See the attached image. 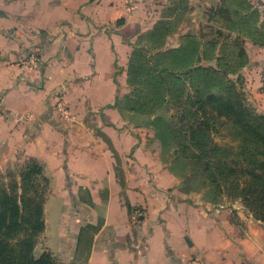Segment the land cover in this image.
I'll use <instances>...</instances> for the list:
<instances>
[{
  "label": "crops",
  "instance_id": "crops-1",
  "mask_svg": "<svg viewBox=\"0 0 264 264\" xmlns=\"http://www.w3.org/2000/svg\"><path fill=\"white\" fill-rule=\"evenodd\" d=\"M139 1L129 12L123 0H0V170L12 157H33L53 174L57 190L50 196L84 203L93 213L86 222H100L85 258L72 255L82 223L75 217L64 225L68 264H190L193 258L199 264H264V222L236 205L209 206L177 191V177L153 134L120 129L122 114L108 106L123 87L125 40L157 17L147 7L139 15ZM250 2L264 11V0ZM254 47L252 58L261 64L264 47ZM33 50L39 59L30 65ZM60 97L72 107L71 117L58 114ZM86 107L99 111L102 130L123 158L129 209L110 153L79 124ZM81 189L90 203L78 197ZM135 205L145 208L138 223L130 219Z\"/></svg>",
  "mask_w": 264,
  "mask_h": 264
},
{
  "label": "rangeland",
  "instance_id": "rangeland-1",
  "mask_svg": "<svg viewBox=\"0 0 264 264\" xmlns=\"http://www.w3.org/2000/svg\"><path fill=\"white\" fill-rule=\"evenodd\" d=\"M141 1L144 6L138 9L140 10L138 14L145 15L144 10L147 7L152 10L151 17H157L153 18V27L146 26L145 29L140 30L142 32L140 35H131L125 40L129 47V54L122 79L123 87L119 96L122 102L118 106V111L124 120L120 129L136 128L138 131L147 130L153 134L158 141L162 160L168 163L170 170L177 177L174 187L180 193L196 195L197 200L204 201L209 206L236 205L239 210L242 209L249 213L255 220L264 222L259 219L261 213H264V206H261L258 201L252 202L251 200L250 203L247 199L244 200L240 189L233 187L236 181L240 183L249 178V175L242 169L249 167L247 153L252 146L250 142L241 141L240 136L245 135L246 137L247 135L240 127L226 118L219 117L215 112L210 111V108L203 107L205 109L203 113L210 123H204L203 132L197 138V142L204 149L208 159H214L216 162L219 153L214 150V144L217 145L220 153L227 155L226 165L235 170L229 179L219 177L217 187L216 182L212 180L219 176L214 168L206 169L208 165L203 160L192 162L190 158L178 156L179 154L174 152L177 147L176 152L183 153L182 147L177 143L178 140L181 143V140L175 135L180 132V129L187 134L188 126L196 122V117H193L196 114V106H192V103L197 99L196 97H201L200 95L203 97L206 83L209 86H217L218 95H231L234 102L239 104L237 106H241L246 111L264 114V61L260 60L261 64H257L252 58L255 54L254 49H257L254 47L256 44L252 43L253 39L262 37L263 29L254 25L262 17L261 10L257 9L258 14H254L251 10L242 9L240 4L244 7V4L250 0ZM132 2L134 5L129 12L139 7V0H132ZM125 8L128 11L126 6ZM142 18L145 19V17ZM122 22L123 19L120 18L116 24ZM186 33L200 35L202 41L208 43L213 41L214 47L205 51L206 55L211 54L213 58L210 62L204 60L202 63L205 66L214 64L213 67L219 70L218 74H208L205 80L202 77L199 78L197 85L200 84V87L197 89L200 91L197 93L190 91L189 84L192 86L194 83L188 75L173 76L170 73L165 75L159 69L158 71L153 70L155 65H158V68L162 67L157 58V52L174 46ZM217 56L219 59H216ZM175 77L180 80L177 81ZM72 114L75 113L69 106V117ZM99 114L98 110L86 107L79 124L81 128L92 131L98 139L97 143L103 145L110 153L112 175L121 186L120 193L125 204L127 200L123 190L125 185L123 158L102 130ZM157 117L160 118L156 120ZM62 118L65 119V117ZM157 132L159 135H156ZM238 154L243 156L244 161ZM30 161L27 157L17 159L12 157L9 164L0 170V187L8 190L11 188L12 192L20 194V177L26 163ZM44 173L48 183L45 184L41 177L33 178L32 183L35 186L27 191L30 197L37 195L44 197V229L37 238L33 255L38 256L44 249L50 247L58 264H68L67 259L69 255L71 256V251L62 247L61 233L64 225L77 218L76 223H82L83 234L77 240L72 255H74L73 258H85L91 234L100 222L96 224L95 229L92 224L86 222L90 217L89 213L91 212L92 215L93 213L84 203L68 200L64 204L58 196L54 194L50 196L54 188L57 190V186L52 185V172L45 170ZM78 197L83 202L89 201L86 189L78 191ZM249 207L254 210L250 212ZM136 208L141 209V216L134 217ZM144 210L142 205L133 206L129 212L131 221L138 223L143 218ZM69 233L71 234L72 230Z\"/></svg>",
  "mask_w": 264,
  "mask_h": 264
},
{
  "label": "trees",
  "instance_id": "trees-1",
  "mask_svg": "<svg viewBox=\"0 0 264 264\" xmlns=\"http://www.w3.org/2000/svg\"><path fill=\"white\" fill-rule=\"evenodd\" d=\"M240 6L242 9L251 10L252 13L258 14V8L251 4L250 1L246 2L244 7L241 4ZM260 14L262 15L261 19L257 23L255 22L254 25L260 26L263 29L262 37L253 39L252 43L264 47V11H261ZM212 42L202 41L200 35L195 36L186 33L174 46L166 47L157 52V58L162 67L158 68V65H155L153 70L158 71L157 69H159L165 75L169 73L173 74V76L180 74L188 75L194 83L192 86L189 84L190 91L197 93L200 91L197 89L200 87V84L199 86L197 85L199 78L202 77L205 80L208 74L215 75L219 71L216 67H213L214 64L205 66L202 63L204 60L210 62L213 58L211 54H205L208 48L211 50L214 47ZM241 54L238 55L241 56ZM217 58L219 59L218 56ZM163 78L166 77L163 76ZM176 80L180 79L176 78ZM216 90L217 86H209L206 83L203 97L202 95H200L201 97H196L197 99L192 103V106H196V114L193 115V117H196V122L188 126L189 130L187 134L180 129V132L175 135L177 139L181 140V143L179 140L177 143L182 147L183 153L181 154L180 151L176 152L177 147L174 149V152L177 155L179 154L178 156L190 158L192 162L203 160L208 165L206 169H210V167L214 168L217 171L216 174L219 175L216 179H212L216 182V187L219 186V177L229 179L233 175L235 170L226 165L225 158L227 155L220 153L217 145L214 144V150L219 153L216 162L214 159H208L204 149L197 142V138L203 132L204 123H210L203 113L205 112L203 107L210 108V111L212 110L219 117L231 121L247 135L246 137L245 135H241L240 137L241 141L250 142L252 146L251 150L247 153L249 167L242 169L243 172L249 175V178L240 181V183L236 181L233 187L240 189L239 191L242 193L244 200L247 199L249 202L251 200L252 202L258 201L261 203V206H264V114L246 111L241 106H237L239 104L234 102L231 95H218V91ZM121 102V97H118L115 104L108 106H115L119 109L118 106L121 105ZM159 118L157 117L156 120ZM156 135H159V133L157 132ZM238 155L241 156L240 154ZM241 157L244 161L243 156ZM28 159L31 161L26 163L20 177L19 188L21 193L17 194L12 192L11 188L8 190L0 187V264H58L57 259L50 250H43L38 256L33 255L37 238L44 229V197L43 195L41 197L39 195L30 197L27 191L30 187L35 186L32 183L33 178L41 177L45 184L48 183V179L44 173V166L33 157H28ZM125 205L129 209V203L126 202ZM251 207L248 208L250 212L254 210ZM260 217L259 219L264 221V213H261Z\"/></svg>",
  "mask_w": 264,
  "mask_h": 264
},
{
  "label": "built area",
  "instance_id": "built-area-1",
  "mask_svg": "<svg viewBox=\"0 0 264 264\" xmlns=\"http://www.w3.org/2000/svg\"><path fill=\"white\" fill-rule=\"evenodd\" d=\"M125 6L127 7V10L129 11L133 7L132 0H123ZM39 59V53L37 50H33L31 53L28 54L26 61L30 65H35L37 60ZM55 108L58 112V114L62 117H67L69 114V106L66 104L63 98H59L55 103ZM141 209L136 208L134 211V217L141 216ZM199 259L193 258L190 260V264H199Z\"/></svg>",
  "mask_w": 264,
  "mask_h": 264
}]
</instances>
